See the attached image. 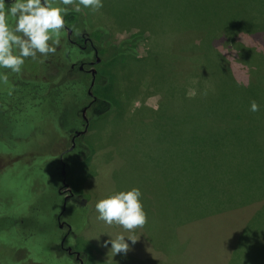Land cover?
Returning <instances> with one entry per match:
<instances>
[{
	"label": "rangeland",
	"instance_id": "rangeland-1",
	"mask_svg": "<svg viewBox=\"0 0 264 264\" xmlns=\"http://www.w3.org/2000/svg\"><path fill=\"white\" fill-rule=\"evenodd\" d=\"M81 12L87 26L106 29L108 44L142 39L137 57L98 64L90 92L111 108L94 105L63 158L68 244L83 264H264V58L252 64L243 54H264V0H103ZM67 57L59 43L0 85L19 97L10 80L46 84L24 92L20 110L0 111V264H78L54 248L66 230L56 221L58 156L88 99L87 77L66 76ZM239 116L254 124L235 126ZM131 187L147 222L130 233L127 254L112 256L104 242L124 230L99 221L95 203Z\"/></svg>",
	"mask_w": 264,
	"mask_h": 264
},
{
	"label": "clouds",
	"instance_id": "clouds-1",
	"mask_svg": "<svg viewBox=\"0 0 264 264\" xmlns=\"http://www.w3.org/2000/svg\"><path fill=\"white\" fill-rule=\"evenodd\" d=\"M71 5H75L71 9L75 12L81 8L97 12L103 0H0V70H8L0 71V85L8 84L10 73L20 74L26 59L38 60L56 52ZM249 110L258 112L260 108L252 101ZM95 210L99 221L124 230L114 238L107 233L109 240L104 246L111 245L112 256L127 254L129 242L137 241L130 233L147 222L141 190L131 187L112 191L97 200Z\"/></svg>",
	"mask_w": 264,
	"mask_h": 264
},
{
	"label": "flooded vegetation",
	"instance_id": "flooded-vegetation-1",
	"mask_svg": "<svg viewBox=\"0 0 264 264\" xmlns=\"http://www.w3.org/2000/svg\"><path fill=\"white\" fill-rule=\"evenodd\" d=\"M9 2H11V0H6V3H9ZM65 29L66 30L62 32V35L60 37L61 48L64 49V48L68 47V48L74 49L77 51L76 55H78V56H75L73 58L68 57L65 61H63V63L69 64L70 71L65 72L66 76H68V77L72 76L71 80L73 82L77 81V80H74V78L82 80V77L85 76V77H87L86 83H88V82L89 83H88V86L86 88L87 89L86 95H87L88 99H87L86 103L81 105L79 108V115H81V117H80V119H81L80 120L81 121L80 128H77V130H75V131L71 130L68 132V134H70V135L67 136V138H65V139L68 140L70 145L64 151H62L60 153V155L58 156V158H59L58 162L61 166V169H60L61 185L58 186L57 189H58V194L61 197L62 207H61V210L56 214V221L59 225V228H62L63 225L66 224V230L64 233L61 234V237L59 238V240L54 244V248L64 250L66 253L73 256L75 259H77L78 264H83L80 253L77 252L75 249H73L70 246V244H68V242H67L69 234L72 233V229L70 228L69 224L66 221L61 220L62 216H64V212H65V208H66L65 206H66L68 200H70V198L73 197V193L70 192L68 188H66L68 190V194L63 195V192L65 190H62V188L64 189L65 187L68 186V184L65 181V168H66V165L68 163L63 158L65 157V155L74 151L78 145H80V143H81L80 139H81L82 135L87 131L88 125L90 122V119L87 116V113L88 114H91V113L96 114V112L94 111L95 109H94L93 103L96 101L97 98L91 94L90 88L93 84H95L97 71H98L97 66L102 61V59L99 56V53L97 50V43L90 36V33L84 32L83 29H80V27L68 28V26L66 24H65ZM67 52H69V51H67ZM92 69H95V71L93 72ZM66 76H63V79ZM92 80H93V84L91 85ZM10 82H12V84H14V86H17V84H22V85L28 84L27 82H24V81L17 82V80H10ZM16 82H17V84H15ZM44 87L45 86L44 85L42 86V84H41L40 86H36L35 90H37L38 88H39V90H41ZM14 88L12 87V89H14ZM27 88L30 89V87H27ZM86 89H85V91H86ZM27 91L28 90L23 89V92H27ZM34 91L31 89L30 93L34 94ZM23 92H21V93L23 94ZM4 97L5 98L9 97V99L8 100L6 99V101H11V102L7 103V105H8L7 108L11 109V110H12L14 105L16 106L18 104L17 103L18 100H22L21 99L22 96H21V98H20V96L19 97H13V95H8L7 97L6 96H4ZM18 107H19L18 109L20 110L21 107L20 106H18ZM77 253H78V255H77ZM80 261H81V263H80Z\"/></svg>",
	"mask_w": 264,
	"mask_h": 264
},
{
	"label": "trees",
	"instance_id": "trees-1",
	"mask_svg": "<svg viewBox=\"0 0 264 264\" xmlns=\"http://www.w3.org/2000/svg\"><path fill=\"white\" fill-rule=\"evenodd\" d=\"M71 9L72 8H70L69 14L65 17L66 25L68 26V28H75V27L85 26L84 28L86 29L88 27V31L90 33V36L97 43V50H98L99 56L105 62H109L111 60L113 61L115 59L124 60L126 57L127 58H134V57L138 56V53L136 51V47L135 46H136V43L138 42V40L142 39V34L140 32L130 36L129 38H126L125 40H122L119 44H116V45L108 44V43L105 42L106 41L107 31H106V29L103 26H101V25L95 26V27L87 26V22H86V20L84 18L83 13L81 11L80 12H75V11H72ZM67 51H69L70 54ZM64 53H65L66 57L68 55L69 58L70 57L73 58V57H75V54H77V51L74 50V49L66 47V48H64ZM243 54H245L249 58V62L252 63V64H254L255 58H257V57L264 58V54H262L261 52L246 51L245 50ZM100 71L103 72L102 69ZM98 77H99V73L97 71L95 84L100 82ZM185 78H187V76L186 77H184V76L182 77V79H185ZM74 80H79V79L76 78ZM24 82H27L28 84H26V85L17 84L16 87H19L20 89H25V90H28V91H31V89H32L34 91L36 89V84L39 83V82H36V81H29V80L28 81H24ZM62 82H60V83H62ZM9 84H11V86L14 85L12 83H9ZM43 85L44 84L42 83V86ZM27 87H30V89H28ZM11 89H12V87H11ZM7 94L8 95H12L10 93H7ZM23 95L20 94L19 95L20 98H21V96L23 97ZM2 96H5V95L0 91V111H2V113H4V112H8L7 111L8 110L7 103H10L11 101H6V99H2V98H5V97H2ZM17 103H18L17 104L18 106H21L22 105V100H18ZM93 104L94 105L101 104L102 106L101 105H99V106H101V111L100 112H102V111H104L106 109L107 110L110 109L112 103L108 102L107 100H104L102 98H97L96 101ZM247 119H248V122L251 121V122L248 123V125L250 124V126H251L252 124H254V122H253V120L251 118H247V116L246 117L239 116V118L237 120L235 119V126L241 127L243 121H247ZM259 128L260 129H259V132H257V138H258V141L261 144L264 145V142L262 140V137L264 136V126L261 125ZM195 130H197V129H195Z\"/></svg>",
	"mask_w": 264,
	"mask_h": 264
},
{
	"label": "crops",
	"instance_id": "crops-1",
	"mask_svg": "<svg viewBox=\"0 0 264 264\" xmlns=\"http://www.w3.org/2000/svg\"><path fill=\"white\" fill-rule=\"evenodd\" d=\"M137 233H138V231H136ZM139 234V233H138ZM140 235H141V237H142V239H143V235L140 233ZM144 241V240H143ZM146 243V242H145ZM147 244V243H146Z\"/></svg>",
	"mask_w": 264,
	"mask_h": 264
},
{
	"label": "water",
	"instance_id": "water-1",
	"mask_svg": "<svg viewBox=\"0 0 264 264\" xmlns=\"http://www.w3.org/2000/svg\"><path fill=\"white\" fill-rule=\"evenodd\" d=\"M92 71L94 72L95 71V69H92ZM93 84V80H92V82H91V85ZM77 255H78V253H77Z\"/></svg>",
	"mask_w": 264,
	"mask_h": 264
}]
</instances>
